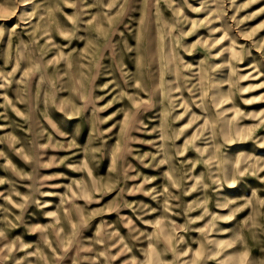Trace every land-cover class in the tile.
I'll return each mask as SVG.
<instances>
[{"label": "rangeland", "instance_id": "rangeland-1", "mask_svg": "<svg viewBox=\"0 0 264 264\" xmlns=\"http://www.w3.org/2000/svg\"><path fill=\"white\" fill-rule=\"evenodd\" d=\"M0 264H264V0H0Z\"/></svg>", "mask_w": 264, "mask_h": 264}]
</instances>
